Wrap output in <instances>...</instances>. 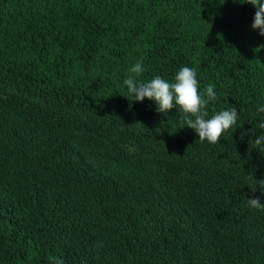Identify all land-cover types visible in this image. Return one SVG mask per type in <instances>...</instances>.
<instances>
[{"label":"trees","instance_id":"16d2710c","mask_svg":"<svg viewBox=\"0 0 264 264\" xmlns=\"http://www.w3.org/2000/svg\"><path fill=\"white\" fill-rule=\"evenodd\" d=\"M243 2L0 0V264H264V36ZM137 62L145 82L194 68L234 130L201 142L132 100Z\"/></svg>","mask_w":264,"mask_h":264},{"label":"clouds","instance_id":"9594fccd","mask_svg":"<svg viewBox=\"0 0 264 264\" xmlns=\"http://www.w3.org/2000/svg\"><path fill=\"white\" fill-rule=\"evenodd\" d=\"M243 3H249L256 9L251 27L258 29L259 34L264 36V0H244ZM130 71L134 75H130L123 83L127 86L128 93L133 95L132 100H153L156 110L160 113L170 112L178 107L184 114V126L193 129L201 142L206 140L210 144L219 143L223 134L230 129L234 130L237 125L239 112L236 107L221 110L206 119L207 105L216 101L217 94L212 84L206 87L203 95L201 94L194 68L181 67L175 74L174 82H169L159 75L147 82L137 79L145 71L141 62H137ZM257 111L264 112V105ZM259 127L264 129V122L260 123ZM254 144L264 152V135L257 136ZM247 203L253 209L264 211V202L259 198H247ZM49 259L51 264H64V261L57 257Z\"/></svg>","mask_w":264,"mask_h":264}]
</instances>
